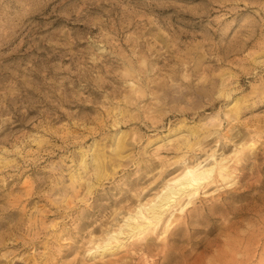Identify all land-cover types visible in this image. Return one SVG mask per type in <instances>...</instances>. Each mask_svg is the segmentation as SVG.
Masks as SVG:
<instances>
[{
	"label": "rangeland",
	"instance_id": "obj_1",
	"mask_svg": "<svg viewBox=\"0 0 264 264\" xmlns=\"http://www.w3.org/2000/svg\"><path fill=\"white\" fill-rule=\"evenodd\" d=\"M0 264H264V0H0Z\"/></svg>",
	"mask_w": 264,
	"mask_h": 264
},
{
	"label": "bare ground",
	"instance_id": "obj_2",
	"mask_svg": "<svg viewBox=\"0 0 264 264\" xmlns=\"http://www.w3.org/2000/svg\"><path fill=\"white\" fill-rule=\"evenodd\" d=\"M220 170H223V166H219ZM212 171V167H204L202 169H198L197 167H186L183 174L180 177H177L170 182V186L164 191L165 193L159 197L158 204L152 206V209L158 207L157 211L161 212L165 209V206L169 204V202L175 201L176 197H179L182 193L185 195H190L195 192L196 188L200 184V182L210 175ZM221 172V171H220ZM223 173V171H222ZM155 210V209H154ZM140 213V211H139ZM158 217V216H157ZM141 225H135L132 229L137 228L142 229Z\"/></svg>",
	"mask_w": 264,
	"mask_h": 264
}]
</instances>
